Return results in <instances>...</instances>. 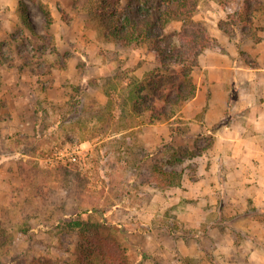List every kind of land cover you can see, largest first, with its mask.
Segmentation results:
<instances>
[{"label":"rangeland","instance_id":"1","mask_svg":"<svg viewBox=\"0 0 264 264\" xmlns=\"http://www.w3.org/2000/svg\"><path fill=\"white\" fill-rule=\"evenodd\" d=\"M21 1L28 26L18 5L0 7V264H264V134L261 149L222 151L216 199L199 205L182 180L208 169L211 134L178 112L151 122L149 111H132L129 94L159 67L155 56L105 41L91 0ZM227 4L199 0L193 19L213 39L206 49L264 63L255 54L263 10L247 32L237 23L226 35L218 24L240 3ZM180 29L173 21L167 32ZM160 147L200 152L173 164L177 186L147 170ZM90 208L84 226H70Z\"/></svg>","mask_w":264,"mask_h":264},{"label":"trees","instance_id":"2","mask_svg":"<svg viewBox=\"0 0 264 264\" xmlns=\"http://www.w3.org/2000/svg\"><path fill=\"white\" fill-rule=\"evenodd\" d=\"M217 1L222 8L228 7L227 0ZM238 1V11H234L227 21L218 24L219 30L226 35H229L230 28L237 23H241L242 30L247 32L253 22V14L260 10H263L264 14V7L261 9L264 0ZM198 3L199 0H91L88 7L98 19L105 41L113 42L122 48L144 45L155 56L159 67L136 83L134 90L129 94L132 111L136 114L149 111L151 122L176 118L178 107L196 91L192 70L204 49L213 43L206 28L193 19ZM18 7L20 20L28 26L27 9L21 0ZM46 18L48 22L51 20L48 12ZM173 21L181 23L178 33L167 32ZM162 146L166 145L163 143ZM179 154L181 157H178ZM199 154L200 152L194 153L187 148L164 153L160 147L150 154L147 170L159 186H177L180 183L181 171L173 168V164L185 157ZM94 209L75 212L71 215L74 220L71 218L68 221H74L70 226H84L80 216L91 210L95 211ZM100 224L104 225L106 222L101 221L97 227ZM4 232L5 230H2L0 236Z\"/></svg>","mask_w":264,"mask_h":264},{"label":"crops","instance_id":"3","mask_svg":"<svg viewBox=\"0 0 264 264\" xmlns=\"http://www.w3.org/2000/svg\"><path fill=\"white\" fill-rule=\"evenodd\" d=\"M18 1L0 0V7L15 12ZM261 52L264 47L257 46L256 56L262 55ZM258 63L242 65L236 62L234 53L217 49H206L198 57L193 76L196 91L181 105L178 115L199 128L200 133L212 136L208 169L193 180H182L188 189L186 197L198 198L199 205L216 199V188L222 182L216 171L228 160L222 151L263 148L260 145L263 142L255 137L264 134V63ZM228 181L231 182L228 177L223 178L224 184ZM237 182L243 184L244 179Z\"/></svg>","mask_w":264,"mask_h":264}]
</instances>
